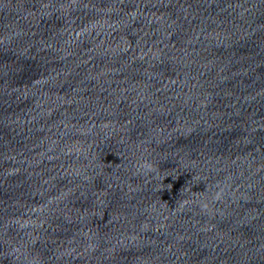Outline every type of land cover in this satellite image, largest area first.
<instances>
[{"label": "water", "instance_id": "95a60500", "mask_svg": "<svg viewBox=\"0 0 264 264\" xmlns=\"http://www.w3.org/2000/svg\"><path fill=\"white\" fill-rule=\"evenodd\" d=\"M0 30L88 264H264V0H0Z\"/></svg>", "mask_w": 264, "mask_h": 264}]
</instances>
